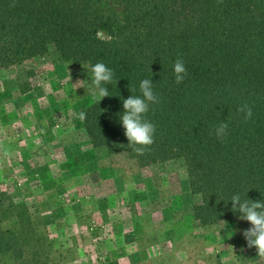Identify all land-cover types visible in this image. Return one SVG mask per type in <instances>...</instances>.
Masks as SVG:
<instances>
[{"label":"trees","instance_id":"trees-1","mask_svg":"<svg viewBox=\"0 0 264 264\" xmlns=\"http://www.w3.org/2000/svg\"><path fill=\"white\" fill-rule=\"evenodd\" d=\"M177 59L187 70L181 84ZM37 60L84 68L92 94V66L114 72L103 85L111 96H90L78 111L92 147L77 159L87 170L97 152L139 168L178 164L200 198L193 221L202 228L239 217L235 194L264 201V0H0V71L17 69L18 86L27 88ZM143 79L152 80L160 102L145 114L155 142L137 155L120 116L123 99L142 95ZM245 103L248 121L238 112ZM222 122L226 135L218 138ZM30 231V215L0 192V257L23 260ZM33 251L28 262L41 264ZM251 258L261 257L256 250Z\"/></svg>","mask_w":264,"mask_h":264},{"label":"rangeland","instance_id":"rangeland-1","mask_svg":"<svg viewBox=\"0 0 264 264\" xmlns=\"http://www.w3.org/2000/svg\"><path fill=\"white\" fill-rule=\"evenodd\" d=\"M29 67L22 89L17 69L0 71V144L9 153L0 149V192L31 221L25 258L7 253L0 264H30L37 249L41 264H264L242 235L249 222L194 223L200 198L178 164L139 168L97 152L87 170L77 160L92 149L78 118L93 97L86 70L49 60Z\"/></svg>","mask_w":264,"mask_h":264},{"label":"clouds","instance_id":"clouds-1","mask_svg":"<svg viewBox=\"0 0 264 264\" xmlns=\"http://www.w3.org/2000/svg\"><path fill=\"white\" fill-rule=\"evenodd\" d=\"M99 35V33H98ZM92 83L96 89L93 95L99 98V102L111 96L109 89L103 85H110L113 81L114 72L104 63L98 62L91 68ZM174 74L176 84H181L186 75L187 70L182 59H177L174 64ZM141 96L131 95L127 99H123V114L120 116V122L124 128V134L128 140V145L137 155H143L154 144V134L156 126L145 118V114L149 112L150 105L158 104L160 98L153 91V82L151 79H143L139 85ZM238 112L244 114V120L248 121L252 118L253 112L248 104H242L238 108ZM79 118L84 120L86 114L81 112ZM228 125L222 122L216 128L218 138H223L226 135ZM0 149H3L4 155H8V150L4 149L0 144ZM232 211L238 212L239 219L250 223L251 227L242 231V235L247 242L249 248L257 249V256L264 258V201L241 199L239 194L231 197ZM233 233H228V238L232 237Z\"/></svg>","mask_w":264,"mask_h":264}]
</instances>
